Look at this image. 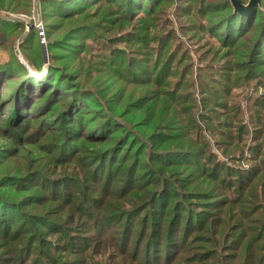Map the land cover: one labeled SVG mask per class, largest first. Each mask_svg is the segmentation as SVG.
<instances>
[{"label": "rangeland", "instance_id": "obj_1", "mask_svg": "<svg viewBox=\"0 0 264 264\" xmlns=\"http://www.w3.org/2000/svg\"><path fill=\"white\" fill-rule=\"evenodd\" d=\"M31 4L29 14L0 5V264H35L38 249L80 258L65 236L84 229L69 221L75 211L66 213L76 201L87 204L88 195L92 212H117L110 217L116 221L135 217L137 211L121 210L140 203L138 216L162 236L169 220L205 217L197 229L168 227L186 249L172 264H197L184 260L205 254V264H264V0L244 12L229 0H95L70 16L42 14L38 0ZM41 19L57 43L50 56L40 38L41 77L30 67L27 76L51 89L33 92L9 72H18L21 49L41 61L29 26ZM177 58L188 70L174 112L161 101L174 95L170 85L149 94L154 85L134 79H149L158 66L174 72ZM212 152L236 169L230 177L219 173L222 165L214 169ZM249 167L253 176L237 185L238 170ZM70 190L75 198L66 205ZM55 222L56 235L47 232L59 228ZM245 231L250 247L241 244ZM98 246L89 253L95 264L126 263L112 259L111 244L103 247L105 259ZM204 246L215 251L193 252Z\"/></svg>", "mask_w": 264, "mask_h": 264}, {"label": "trees", "instance_id": "obj_2", "mask_svg": "<svg viewBox=\"0 0 264 264\" xmlns=\"http://www.w3.org/2000/svg\"><path fill=\"white\" fill-rule=\"evenodd\" d=\"M39 1V7L41 8V12L43 14V12L45 11V9H51V11H55L56 13H59L63 16L66 15H73V14H77L80 11H82L85 8V5L90 4L95 2V0H38ZM72 1V2H71ZM3 2L6 5L11 6L12 9L14 10H18L20 6L25 7L24 10H26L27 8H29L27 10V12H23L24 14H29L30 12V6L31 4V0H0V5L3 4ZM78 4H81L82 6H79V8L73 12H70V10L75 9L74 7H76ZM46 5V6H45ZM1 7V6H0ZM22 10V11H24ZM39 16V15H38ZM68 16V17H69ZM41 24L43 27V35L40 34L39 29L34 25L29 23V26L31 27V31L33 33L34 38L36 39V41H38V46L40 49V53L39 54V59L41 61L35 60L33 58H31L28 54H26L25 52L22 51L21 49V55L23 57V59L26 61V64H24L23 62H20L18 56L15 57L16 63L19 64V68H18V72H9V75L11 78H14V84L15 85H19L21 83H23V85L25 83H29V89L33 88V92H38L40 89L42 90H47L50 91L49 89H51L50 86H48L47 84H43L41 86V88L37 85V83L35 82H31L28 79V67H30L31 70H33L34 72L32 73L35 76H38V78L41 77L40 74H42V51H41V42H40V38H42V36L45 39V44L47 47V51L48 54L51 56L50 53V47L52 46L53 43H57V40H49L48 37V24L45 22V20L41 19ZM256 44V42H254ZM146 44V43H145ZM162 48V47H161ZM255 48V46H254ZM142 53L146 52V48H142L141 50ZM169 57V56H167ZM244 61L247 58H242ZM176 63V64H175ZM141 64V62H140ZM143 64V63H142ZM175 64V66H174ZM187 64L184 63V61H180L179 58H177L176 62L173 63V71L174 72H170L169 74L167 73L165 75V73L163 74V72L165 71L164 66H158L157 71H153V72H149L148 78L145 79H134V83H138V82H142V81H147L148 84L150 85H154L150 90H149V94H153L154 92H157L158 89H161V86L163 85H170V88H167L168 91H172L174 92L171 97V100L169 98V95H165L162 98V102L166 101L167 105H171L170 110L175 112V108L177 105H179L180 102V97L177 98L176 95V89L177 91L179 90L178 88H181V85L184 84L185 81V76L186 73L185 71L188 70L186 69ZM172 67V66H171ZM247 67V66H246ZM245 67V68H246ZM62 71L60 70V73ZM147 73V72H146ZM248 73H250V71H248ZM40 75V76H39ZM171 76L170 78H166L167 76ZM45 76V75H44ZM43 76V77H44ZM67 76L64 77V79ZM151 77V78H150ZM246 81L248 79V75L245 76ZM51 85V84H49ZM165 85V86H166ZM7 86H5L6 88ZM156 90H153L155 89ZM166 88V87H165ZM36 89V90H35ZM13 94V93H12ZM149 94H147V97L150 96ZM168 94V93H165ZM139 97H142L139 96ZM114 98V96H113ZM157 96H154L152 99H156ZM256 98L254 99V103H256ZM8 99H10V97H8ZM148 102H152L151 98L148 100ZM249 109V106H247V110ZM251 116H254V110L249 111ZM174 114V113H173ZM260 119V118H259ZM176 121L181 120L180 118H176ZM262 122V119H260ZM212 154L215 155V158L217 161V166L214 168L217 170V168L222 165V168H218L219 169V173L221 174L222 171H224V175L227 177H230V174L228 175V173H231V171L236 170L235 168H233V166H230L228 164H226L222 158V161L225 163L223 164V162H221V160H219L216 156L215 153L212 152ZM231 168V169H228ZM254 167L252 168H247V169H239L238 170V176L241 178V181L236 182V184H242L243 181L244 183L247 182L252 176H253V171ZM251 175V177H250ZM238 177V178H239ZM235 182H229V184H232ZM103 187L105 188V184H103ZM99 188L101 189V186L99 184ZM132 188H128L127 190L130 191ZM260 190V189H259ZM74 190H70L69 191V198L68 200L65 202L66 205H70L71 203H73L74 198H75V194H74ZM85 193H89L88 191H85ZM261 191H258V195L257 197L260 195ZM157 194L156 193L153 198L151 199V203L153 204L154 201H157ZM88 195V194H85ZM89 196V197H88ZM86 198H82V203L85 202L86 200L88 201L87 204H84V206H82V204L78 205V201L74 202L75 203V207L76 209L73 210L72 207H69L71 212L66 213V215H71V213L73 211L76 212V214L78 216H70L69 217V221L70 222H74L75 221V225L80 228V229H84L81 230L80 232H77L76 234H69L67 232V235L65 236V240L68 243L67 245L70 246L72 248L71 253L73 252L74 255L80 256L76 257V256H72L68 259H63L62 256H49L46 253L43 252L42 249H38L37 254H34L36 258H32L33 263L35 262V264H95L93 258L89 255L90 252H93L94 247L99 245L97 247L98 252L97 253H101V257L105 256L102 254L103 252H105L104 250V246H106L107 244H111V248L114 249V253H113V260H120V261H126V263L124 262V264H128L130 263H137V264H172L173 261H175L177 258H179V255H181L186 249L185 246H180L178 248V246L180 244H182V241L179 239L178 237V233L177 234H172V230H170L168 227L172 226L174 227V224H176L175 226H180L181 224H183L184 228H188L191 227L192 229H197L202 225V222L204 223V219L205 217L201 218V217H197L196 219L191 218V219H186L185 223H183V220H181L180 217H177L174 219L173 224L172 221L167 223L168 225H166V229L164 232V236L161 235V230H158L156 228H150V223L143 219V214L140 216H138V211H142L143 208H141L140 206L138 207V205L140 203H136V201L133 203L132 205L127 207L123 211L125 214L129 211H137V214L135 215V217H130V215H127L126 217H123L122 220H114L117 218V216H115L114 218H110L112 215H116L117 212H112L110 214H104L101 212H92L94 211L93 209L95 208V206H91V204H95L93 203V200H95V198H90V195H88ZM242 196H244L241 191H239V195L238 197L241 199ZM65 197H63L64 199ZM55 200H59V198H55ZM155 203V202H154ZM232 203H237L239 204V200H237L236 202H232ZM141 205V204H140ZM78 207V209H77ZM84 210L86 215H81L80 211ZM129 210V211H128ZM127 211V212H126ZM165 211V210H164ZM110 218V220H109ZM201 218V219H200ZM258 219V218H255ZM113 220V221H112ZM178 220V221H177ZM109 221L110 225H113V227L111 228V230H107L108 228L106 227V225L104 224L105 222ZM222 220H219V222H221ZM56 225L59 227L56 230H47V232L51 233V234H58L60 233V229L61 226H59L60 222H55ZM159 225H157L158 228H162L164 226L163 224V219H159L158 220ZM135 226H137L139 228V230L135 229ZM67 229V228H66ZM67 231V230H66ZM243 230H241L242 232ZM252 231V230H250ZM240 232V233H241ZM156 233L160 234L159 238L156 237ZM244 236L242 238L241 244H244L245 247H250V243H252V240L249 238L247 239V233L246 231L243 232ZM72 235V236H70ZM246 237V238H245ZM140 238V239H139ZM184 240V242H187L186 239H182ZM246 241V243H244V241ZM34 240H32L31 244L35 243ZM60 243H62L63 239L61 238L60 240H58ZM146 243H143V242ZM59 242L54 243V241L50 242V245L54 246V249H57V244H59ZM49 243V241L47 242ZM30 244V242L27 243L26 248L30 251L32 248V245ZM185 245V244H184ZM172 246H175V248L177 249L176 253L173 254H168L167 252L169 251V249L172 248ZM64 246H61V248ZM59 248V249H61ZM20 249V248H19ZM19 249L15 250L14 253H19ZM66 249V248H65ZM215 249V247L213 248ZM92 250V251H90ZM200 250L207 252H214L215 250H212L211 248H207L206 246H204V248H197L194 249L193 252H197L200 253ZM247 250V249H246ZM17 255V254H16ZM192 255V254H191ZM130 256V257H128ZM245 256V252L243 253L242 259ZM27 257V256H25ZM204 257H207V255L205 254L203 257H199V255H195V256H191L190 258H186L184 261L186 263H190L192 261H194L197 264H201L205 262V259H203ZM233 257V256H231ZM238 256H236L237 258ZM30 255L28 254V258L27 260H29ZM201 258V259H200ZM129 259V260H127ZM233 261H235V258L232 259ZM122 263V262H121ZM243 263V262H241ZM240 263V264H241ZM111 264V263H110ZM115 264V263H114ZM205 264V263H204ZM212 264V263H210Z\"/></svg>", "mask_w": 264, "mask_h": 264}, {"label": "water", "instance_id": "obj_3", "mask_svg": "<svg viewBox=\"0 0 264 264\" xmlns=\"http://www.w3.org/2000/svg\"><path fill=\"white\" fill-rule=\"evenodd\" d=\"M231 4L233 5V10L238 11V12H244L247 11L251 8H253L256 3H258V0H248L247 3H243L242 0H229ZM42 33V31H41ZM19 59L27 65L26 61L23 59L21 55H18Z\"/></svg>", "mask_w": 264, "mask_h": 264}, {"label": "built area", "instance_id": "obj_4", "mask_svg": "<svg viewBox=\"0 0 264 264\" xmlns=\"http://www.w3.org/2000/svg\"><path fill=\"white\" fill-rule=\"evenodd\" d=\"M33 24L39 29L40 34L43 35V27H42V24L40 22H35ZM41 31H42V33H41ZM42 38H43V36H42Z\"/></svg>", "mask_w": 264, "mask_h": 264}]
</instances>
